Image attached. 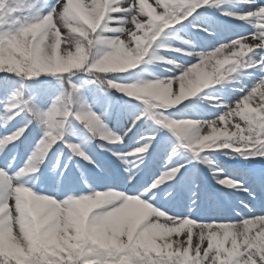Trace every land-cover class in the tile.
<instances>
[{
  "label": "snow or ice",
  "instance_id": "snow-or-ice-1",
  "mask_svg": "<svg viewBox=\"0 0 264 264\" xmlns=\"http://www.w3.org/2000/svg\"><path fill=\"white\" fill-rule=\"evenodd\" d=\"M0 264H264V0H0Z\"/></svg>",
  "mask_w": 264,
  "mask_h": 264
},
{
  "label": "rangeland",
  "instance_id": "rangeland-1",
  "mask_svg": "<svg viewBox=\"0 0 264 264\" xmlns=\"http://www.w3.org/2000/svg\"><path fill=\"white\" fill-rule=\"evenodd\" d=\"M42 2H43V0H42ZM158 70V69H157ZM214 183V182H213Z\"/></svg>",
  "mask_w": 264,
  "mask_h": 264
}]
</instances>
